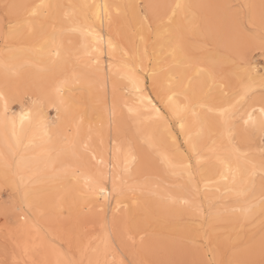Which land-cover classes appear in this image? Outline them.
Wrapping results in <instances>:
<instances>
[{"label":"snow or ice","instance_id":"snow-or-ice-1","mask_svg":"<svg viewBox=\"0 0 264 264\" xmlns=\"http://www.w3.org/2000/svg\"><path fill=\"white\" fill-rule=\"evenodd\" d=\"M93 5H58L48 3L19 4L5 3V17L8 19V35H16L20 29L27 27L29 33H36L38 45L36 50L46 56L55 68L73 66L71 78L57 79L53 89L42 99L32 100L30 107L25 110L26 101L18 94H8L0 92V129H3V140L5 151L0 152V167L3 168L5 175V187L10 188L9 200L3 203L2 214L5 217L4 229L9 234L15 233L23 241L16 243L17 248H22V257L17 258L15 254L11 264H116L115 260H109V245L104 242V249L92 247L91 242L81 249V259L67 261L59 257L61 252H55L56 259H49L47 255H39L44 248V231L38 221L33 216L38 215L43 218L49 227L59 226L60 221L65 219V214H71V207L67 206L64 199L56 192L48 197L34 191L37 173L23 163V157H18V149L21 144V135L29 131L36 130L41 133V140L51 144L54 141L61 145L57 152V158L51 162L42 172L55 173L57 167L62 164L59 160L61 155H68L74 162L69 168L64 169V174L70 175L75 183V190L84 202L89 201L93 196L105 195L104 183L108 177L104 157L99 159L93 147V125L88 124L87 135L82 134L84 127V115L81 105L72 95V83L79 82V77L75 72V65L84 64L100 70V58L104 55V41L98 36L94 27L95 19L104 20L107 18L109 24L114 22L109 8L115 10V17L128 18V12H122V8H140L139 5H112L103 6L104 15L99 12L91 16L89 10ZM99 9V5L95 6ZM170 7L171 16L167 21L158 15L151 14L141 9L134 13L139 17L140 40L145 41L143 31L156 35L159 39L169 32L172 19L178 9L186 6L182 4L169 6L148 5L145 8ZM65 9L62 18L58 16L56 10ZM70 9V10H69ZM67 25V27H66ZM264 26V19H262ZM255 20L249 19L248 31L253 33ZM68 33H78L80 36L79 46L71 41L65 44L64 38ZM261 52H264V35L260 38L259 44ZM109 57L115 58L116 45L109 40L107 43ZM121 61L123 67L128 68V61L140 59L143 69V58L148 57L147 47L143 57L137 53L135 56L129 51L121 49ZM174 61L167 68L159 71L153 70V84L157 88L158 95L164 99L165 106L170 113L171 120L178 124L181 133L184 135V143L188 146L187 152L181 154V158L173 163L167 149L158 144L151 136L144 139V143L156 153L161 162L169 168L173 175L187 176L189 183L197 193L200 192L196 176H204V164L211 163L212 168L218 174L219 179L205 183V190H208L209 183L217 185L223 184V191L216 187V192L223 197H235L238 202L242 201L240 207L230 210L225 207V211L240 213L234 217L233 222L239 223L241 228L247 224H252L257 218L260 221V251L264 255V73H259L260 93L257 94L253 87V69L244 68L240 71L225 73L223 65L215 60H208L195 65L193 74V64L191 59L184 52V49L177 44L168 53ZM182 57V59H178ZM166 58V57H165ZM150 63L151 59L149 58ZM157 65L161 63L156 61ZM246 64V59L241 61ZM239 67V66H237ZM121 71L120 68L117 69ZM165 73V80H160V73ZM127 79L137 93L140 92L139 80L136 77L135 68H130L122 76ZM30 99V97H29ZM141 97L140 105H125L127 107L128 119L139 129L143 124L140 117L143 115L141 107H145ZM19 103L21 111L19 114H9L10 104ZM152 104L151 100L147 101ZM45 106L54 107L58 113L63 110L66 122L62 127L50 126L46 119L47 113ZM117 101L114 97L112 115L109 120L110 129L115 125L117 135L121 130V124L116 121ZM106 111V110H105ZM150 112H156L159 117V109L152 105ZM151 119V117H147ZM170 122V121H169ZM11 129V135L8 130ZM170 131V130H169ZM259 134L260 147L258 152L255 148V136ZM100 145L104 144L103 124L95 132ZM34 143L33 138L25 145V148ZM166 143V140H165ZM175 143V140H172ZM112 193L117 197H124L131 194L133 204H137L135 199L137 191L143 192L147 185V180L143 184L130 183L131 161L135 160L134 147L128 142L127 149L123 142L117 143L112 140ZM124 153V164L121 167L119 162L120 154ZM92 162H95L94 164ZM194 162V163H193ZM9 175L11 184H8ZM83 181L81 184L80 181ZM258 181V182H257ZM183 187V186H180ZM158 197L157 210L166 214L183 215L185 213L193 217L199 239L192 243L200 248L210 251L212 238L217 224L220 222L219 214L209 213L204 215L200 206L194 201L182 196L167 192L165 194L153 193ZM230 201H225V205ZM119 204V201H118ZM127 208L128 206L125 205ZM14 214L16 221L9 223L10 216ZM119 227L128 235L132 242V247L136 251V235L140 230L141 221L135 214L126 213L120 220ZM144 237H140L143 244ZM251 254L252 247L248 246L244 250ZM91 252V255L88 253ZM0 264H9L6 260H0ZM120 264H125L121 261ZM136 264H179L177 261H152L140 259ZM209 264H254L248 258H234L227 262L210 261Z\"/></svg>","mask_w":264,"mask_h":264},{"label":"rangeland","instance_id":"rangeland-1","mask_svg":"<svg viewBox=\"0 0 264 264\" xmlns=\"http://www.w3.org/2000/svg\"><path fill=\"white\" fill-rule=\"evenodd\" d=\"M14 2L15 0H0V58L6 55V51L8 49L12 47H25L29 43V39L26 38V35H22L20 36V38H15L13 37V35H8V19L5 17V10L3 9V5L5 3ZM155 2H158V0H133L132 5H139L140 8H134L132 10L128 8H122V12H128V18L127 20H125L123 17H114L112 29L116 38L120 42H122L131 53H138L139 56L143 57L145 47H147L148 57L143 58L144 66L150 67L155 64L157 65L156 61L160 60L161 63L157 66H160L161 68H167L170 65L168 63V52L163 50L161 46L157 45L156 36L154 34L150 35L147 32V28H145L143 31L145 41L140 40L139 17L134 16V13L140 11L141 9L148 11L150 15L153 13L159 15V7H157L158 9H156V7L145 8V6L148 5L159 6V2L157 3V5ZM117 3L122 6L130 5L128 0H117ZM223 7L226 9H224ZM191 8L192 15L190 13H187L185 17H177L175 15L172 21H174L175 19H179L184 24L191 20L193 22L190 30L187 28H183L180 34V37H183H181V39L184 41L185 47L188 48H185V53L191 59L192 63L200 62L204 59L206 60L209 55H216L218 57L214 56L215 61H220L225 69L226 74H230L233 71H240L242 74H244V68H248L250 63L257 64V75L259 73H264V52H261L259 47L260 38L262 35H264V26H262L264 12H259L258 14L256 13L257 19H254L256 27L254 29V32L250 34L247 30L249 19H253L251 16L250 0H194ZM231 32L233 34L235 33V35H233ZM241 34L243 35L241 36ZM65 38L68 40L72 38V35L66 34ZM228 40L231 42H229ZM149 58L151 59V63ZM244 59H246L247 61L246 64L241 63V61ZM135 61L141 64L140 59H135ZM70 66H67V69L70 68ZM66 71L64 74L69 75V72ZM162 74L163 73L161 72L159 76H161ZM90 75V73H87V80H90V85H88L90 86L89 89L78 90L80 85L79 83L77 84V82L74 83L75 85H72V95L77 101H79L81 110L83 111L85 119L84 125H86L84 127V131H87L88 124L89 122H91L93 125L92 134L94 135L99 126L103 124L104 136L106 135L108 139L114 138L117 141H122L125 144L131 142L134 150L139 152L143 157L144 164V171L141 173L139 179H136V182L145 180H149L152 182L154 180L152 182L154 183V185L147 188L144 187L142 193L140 191H137L135 196V199L138 202L137 204L134 205L133 203H128L127 208L123 206L116 211L111 210L110 208H99L95 204L88 205L86 202H82L79 196L69 195V197H65L66 199H69L64 202L67 206L71 207L72 211L70 215L66 213V218L60 221L62 229L59 226H53L50 228L46 221L38 215L35 216L37 221L42 225L44 224L45 227L47 226L49 229L57 233L65 240L68 239L69 242L73 243L78 239L85 238L88 235H99L100 231L102 230L103 223L108 221L110 218L114 219L116 220L118 226L120 244H122L121 246L124 251H126L125 253L129 259V261L126 259L127 264H136V261L140 259L152 261H177L179 262V264H209L210 261L227 262L234 258L242 257L253 260L254 264H264V255H262L260 251L261 228L259 218L253 221L252 224H247L244 228H236L235 232L233 231L234 233L230 231V229L224 223L219 222L213 234L214 238H212V244L209 246L211 250L206 252L205 249L200 248L192 243L193 240L199 239V230L193 223V217L191 215L187 213L180 215L179 217L174 215H167L164 213H160V211H158L155 206L153 207L149 203L154 199L150 194L153 188H159L171 192L177 186H183L186 183L185 178L182 175H171L167 172L166 167L163 163H161L159 156H156V153L151 151L148 145L144 143V141L140 138L139 134H136V125H134L128 119L127 112L123 111V118L119 135H116V130L110 129V126L106 124L105 121H103L104 119L102 117V99L103 95H105V92L100 86H97V80L95 76ZM148 84L149 82L148 80H146V85ZM118 86L122 88L126 87L127 85L126 83L118 79ZM99 89L100 91L102 90V93L99 91ZM254 90L257 94L260 93V82H258L254 86ZM28 93L29 92L27 90V94L25 93L21 95V98L26 101V104L31 101V96ZM11 105L13 110L19 107V103ZM48 112V115L50 117H54L53 108ZM94 129L96 130L94 131ZM173 129L175 130V128ZM178 134L179 133L176 132L177 140H175V145V143H172V139H169L166 134L162 133V136L164 137L163 139L165 147L166 149H169V151H167L171 155H176L177 148H181L184 151L186 150L184 140L182 139V136ZM259 147L260 138L259 134H257L255 136V148L257 152ZM4 180L5 178L3 176H0V260H6L9 262V264H11L9 255L11 254V251L13 249V241L18 238V236L15 233L9 234V232L6 231L3 227L5 224V217L2 214V207L3 203L9 200L11 191L10 188L5 187ZM71 182L73 183V179L69 180L70 184H72ZM129 182L136 183L134 179L132 180L130 178ZM59 185L60 186H58V188L63 189L64 185ZM62 194L64 193L62 192ZM62 194H60V196ZM204 194L205 190H200L199 194L197 195V204L200 206L205 216L209 214L210 208L225 209V207H229L232 205L240 206L243 203L241 201L239 203L237 199L232 196L225 198H223V196H219L212 200L210 203H206V200L203 198ZM130 197H132L131 194H127L125 196V199L129 200ZM201 198L203 199V201H201ZM220 200L222 203L220 202ZM226 200L230 201V203H228L227 205H225ZM72 204L75 207L72 206ZM143 205L145 207L142 209ZM126 213L135 214L136 217L141 221L140 230L135 237L136 249L140 251H136L133 249L132 242L128 239L127 233H125L119 227L118 222L122 220ZM15 221L16 216L12 214L9 218V223L14 224ZM232 233L235 236H233ZM141 236L144 237L143 244H141L140 241ZM63 244L64 242H61L62 246ZM248 246L252 247L251 254H248L244 251Z\"/></svg>","mask_w":264,"mask_h":264},{"label":"bare ground","instance_id":"bare-ground-1","mask_svg":"<svg viewBox=\"0 0 264 264\" xmlns=\"http://www.w3.org/2000/svg\"><path fill=\"white\" fill-rule=\"evenodd\" d=\"M128 1H129L130 5H132L133 0H128ZM41 2L48 3V4L65 5V6L82 5V4L93 5V7L89 10L90 16L93 13H97V12H99V14L101 16H103L104 15L103 6L105 4H107L109 6L120 5L117 3V0H30V1H28V0H15L14 3L37 4V3H41ZM158 2H155V3H156V5L158 3L159 6H169V5H176V4L185 5L186 6L185 8L178 9L176 11L177 17H181V16L185 17V15L187 13H190V14L192 13L191 6L194 3V0H158ZM96 5L100 6L99 9H97L95 7ZM222 6H223V3H222ZM159 8L160 9H158L156 7V9L160 10L159 15L162 16L167 21L168 17L171 16L172 9L170 7H159ZM250 8H251L252 18L257 19L256 13L258 14L259 12H264V0H250ZM224 9H226V8H224ZM64 10L65 9L56 10L59 17L62 18ZM130 10H132V9H130ZM109 11L111 12L112 16L115 17V10L110 7ZM221 11H222V9H221ZM191 18H193V17H191ZM92 19L94 20V27H95L96 33L104 41V46H103L104 55L100 58V70L99 71H97L94 67H88L84 64L75 65L74 70H75L77 76L79 77V82H77V84L79 83V85H80L79 86L80 89L78 88V90L89 89L90 86H88V85H90V83H89L90 80H87V73H90L92 76L93 75L95 76V78L97 80V83L96 82L95 83L97 84V86H100L103 89V91L105 92V95H103V99H102V117L104 119L103 121H105V123L108 125H109V120H110L111 115H112V107H113L114 97H115L117 104H118L116 121L119 122L120 124H121L122 118H123V111L127 112V107L125 105L126 104L127 105H140L141 97H144V98H146L144 100L145 107H141V112L143 113V115L140 117V120L143 121V124H141L139 126V129L137 126L135 127L136 132H137L136 134H139L140 138L143 141L145 138L151 136L155 139V141L158 144H161L162 147H165L164 139H163L164 137L162 136V133L166 134V136L169 139L177 140L176 139V132H177L182 136V139L184 140V135L181 133L178 124H176L175 121L171 120L170 113L168 112V109L165 106L164 99L161 98V95H158L159 90L157 88H155L154 84H153L154 78L152 76V72H153V70L159 71L161 69V67L157 66L155 64V65L150 66V67L144 66L142 69L141 64L139 62L135 61V59H132V60H129L127 62L128 68H124L123 62L121 61V56H122L121 49H123L125 51H128V49L114 35L113 29H112V24L108 23L106 17L104 18L103 21L100 19H95L94 16H92ZM221 19H222V17H221ZM192 24H193L192 20L187 22L186 24H184L179 19H175L174 21H172V23L170 25V30H169V32H167L168 35L165 33L159 39L156 37L157 45L161 46L163 48V50H165L169 53L171 51L172 47L179 44L184 49V52H186L185 48H187V47H185V43L181 39L182 36L180 37V34H181V31L183 28H187L190 30ZM66 27H67V25H66ZM221 27H223V26H221ZM215 30H216V28H215ZM217 30H218V28H217ZM226 31H227V29H226ZM68 34H71L72 38H70L68 40L66 38H64L65 44L68 45L69 42L71 41L72 43H74L78 47L79 41H80L79 34L78 33H68ZM22 35H26V38L29 39L28 45L25 47H12L6 51V55L4 57L0 58V92H6L10 95L11 94H18L21 96L22 94H25V93L27 94V90H28V92H29L28 94H30V96H31V101L29 103L25 104V110H27V108L31 106L32 100L42 99L48 92H50L53 89V86H54L57 79H64L66 76L68 78H71L72 74H73V66L69 65L70 68H68V69H67V67H64V68L58 67V68L54 69L50 63V60L46 56H44L41 52L36 50L37 45H38L37 34L36 33L30 34L27 27H23L20 29V32L16 35H13V37L20 38V36H22ZM233 35H235V33ZM242 35L243 34H241V36ZM9 39H11V38H9ZM109 40H111L116 45V52L114 54L115 58L109 57V55H108L107 43ZM67 41H68V43H67ZM121 41H122V39H121ZM229 42H231V41H229ZM18 43H19V41H18ZM18 43H17V45H18ZM229 46H230V44H229ZM200 47H199V49H200ZM229 49H231V48H229ZM131 54H133L134 56L136 55V53H131ZM214 56H216V55H214ZM214 56L209 55L206 58V60L204 59L200 62H193L192 63L193 64V69H192L193 74L195 72V65L196 64L201 63V62L206 63L208 60H215ZM216 57H218V56H216ZM168 58H169L168 63L173 64L174 61H173L172 57L169 55ZM178 59H182V57L178 56ZM217 59H219V58H217ZM118 68L121 69L120 72L117 71ZM130 68H135L136 77L139 80V88H140L139 93H137L135 91V89L132 87V85L128 82L127 79H122V76ZM248 68L254 70V72L252 73V75H253V81L252 82H253V87H254L258 82H260L259 77L257 75V71H258L257 64L256 63H250ZM66 69H67V71H66ZM65 71L69 72V75L68 74L65 75L64 74ZM165 76H166V74L163 73L158 78L163 81V80H165ZM89 79H90V77H89ZM118 79L120 81L126 83L127 86L120 88L118 86ZM146 80H148V82H149L148 85H146ZM74 83H75V81L72 83V85ZM91 83H93V82H91ZM72 85H71V88H72ZM95 88H96V86H95ZM72 91H73V89H72ZM99 91H100V89H99ZM148 100H151L152 104H148L147 103ZM152 105H155L156 108L159 109V117H157L156 112L148 111V109H151ZM2 107H3L2 103H0V111H2ZM52 108L54 109V114H53L54 117H52V116L50 117L48 115V113H49L48 111H50V109H52ZM44 110L47 113L46 119L50 122V126L62 127L64 125V123L66 122V117H65V114L63 113V110L59 113V117H60L59 119L57 118L58 113L54 107L45 106ZM20 111H21V105L20 104H19V107L16 108L15 110H13L12 105L10 104V106H9V114L10 115L12 113L19 114ZM99 112H100V110H99ZM127 114H128V112H127ZM99 116H101V115H99ZM147 117H151V119H148ZM85 126L86 125H84V127ZM84 127L82 129V134H84L86 136L87 133H84V132H87V131H84ZM173 128H175L176 131ZM111 129L116 130L115 125H113L111 127ZM95 130L96 129H94V131ZM127 134H128V132H127ZM8 135L9 136L11 135V129L8 130ZM33 135H34V143L31 146L25 148V145L29 143V140L33 138ZM166 136H165V138H166ZM40 137H41V133H39L36 130L29 131L27 134H22L20 137L21 144H20V147L18 149V157H17V159H20V157L22 156L23 157V163L37 173L34 191L38 194H44L48 197L53 196L56 192H59V194H62V192H63L64 194H62L61 197L64 199L65 202H66V200L69 199V198L66 199L65 197H69V195L78 196V194L75 190L76 186H75L74 181H73V183L71 182L72 184L69 183V180L72 179L70 172L67 176H65V174H64V169L69 168V166H71L74 163L70 156L61 155L59 157V160L62 161V164L57 167V171L55 173H49V172H42L41 171V170L45 169L47 165L50 164L51 159L57 158V152L60 150L61 145L59 144V142H56V141H54L51 144L44 143ZM113 139L114 138L108 139L105 135L104 136V144H103V146H101L99 139L96 138L95 134L93 135V147L95 149V154L97 155L98 159L101 156L104 157L105 165H106V171L108 172V177L104 183L105 193L108 194V197L106 199L105 195H100L98 197L93 196L86 203L88 205L95 204L99 208L100 207H103V209H106V208L109 209L110 208L111 210L116 211V210L122 208L123 206L127 205L128 203H133L134 198L130 197L129 200H126L125 196L124 197H117L115 194L112 193V175H111L112 167L111 166L113 164V159H112V152H113L112 140ZM121 142L122 141H117L118 144ZM123 144H124V148L127 149L128 144H125V143H123ZM175 145H176V143H175ZM187 147L188 146L185 144V148H186L185 151L186 152H187ZM5 150L6 149H5L4 140H3V129H0V152H4ZM167 150L169 151V149H167ZM185 151L182 150L181 148H177L176 149V155H171L169 152H168V154H169L170 159L173 161V163H175L176 161H178L181 158L182 153H186ZM49 153H51V159H50ZM134 155H135L136 159L131 161V176L129 178L132 180L134 179L136 182L137 181L136 179H139L141 173L144 171V167H143L144 164H143V157L141 156V154L139 152L134 150ZM156 156H158V155H156ZM159 159H160V157H159ZM160 161H161V159H160ZM119 162L121 164V167H123L124 153L120 154ZM92 163L94 164L95 162H92ZM164 166L166 167L165 164H164ZM166 170L169 174L173 175L168 167H166ZM0 176H3L5 178L4 171H3L2 167H0ZM184 178H185L186 183L183 185V187L177 186L173 191H171V193L182 196V197L189 199L191 201H194V203L197 204V202H198L197 193L194 191V189L192 188V185L189 183L188 177L184 176ZM11 179L12 178L9 175L8 184H11ZM218 179H219V176L215 172V169L212 168V165L210 162L204 164V176L203 177L200 175L196 176V181H198V187L200 190H205V183H208L209 181L214 182ZM164 180H165V178H164ZM138 182L139 183L142 182L140 184H143L145 181H138ZM138 182H136V183H138ZM152 182L147 180V185L145 186V188H147L149 186L150 187L153 186L154 183H152ZM80 183L82 184L83 181L81 180ZM59 184L64 185V187L62 186L63 189L58 188V186H60ZM157 184H159V183H157ZM216 187H220L221 191H223V184L222 183L220 185H217L215 183H209L208 190H205V194L203 196V198L206 200V203H208V202L210 203L215 198L222 196L221 193L216 192V190H215ZM167 192H170V191H165V190H162L159 188H153L151 190L150 194L153 196L154 201L152 200L149 203L153 207L155 206V208H157L158 197L156 195H154L153 193L165 194ZM202 195H201V197H202ZM223 198H225V197H223ZM118 201H119V204H118ZM201 201H203V199ZM82 202H84V201L82 200ZM220 202H221V200H220ZM72 206H74V205L72 204ZM240 206L232 205V206H229L227 208L230 210L233 207H240ZM144 207L145 206L143 205L142 209ZM204 207H205V205H204ZM210 212L214 213V214H219L220 222L224 223L230 229V231L235 232L236 228L240 227L239 223L233 222L234 217H238L240 215V213H238V212L237 213H231V211L226 212L225 209H220V208H210ZM160 213H163V212H160ZM164 214H166V213H164ZM167 215L173 216V214H167ZM35 216H33V219L37 221ZM174 216H178V215H174ZM38 219H41V218H38ZM39 224H40L42 230L44 231L45 239L43 241L44 248L41 250V253L37 254V258H39V255H47L49 259L54 260L57 258V256L55 255V252H61V253H63V255L59 257L61 260H67V261L79 260V259H81V249L85 245L89 244V242H91L93 248L99 247L101 249V251H103L104 242L106 240L108 245H109V249H108L109 253H110L108 255L109 260H115L116 264H120L121 261H124L125 264H127V260L129 261V259L125 253L126 251H124V249L121 246L122 244H120L118 226H117L116 220H114V219L110 218L108 221L103 223L102 230L100 231L99 235H97V236H95V235L94 236H92V235L86 236L85 235L86 236L85 238L78 239L77 241H75L73 243L69 242L68 239H67L68 241L65 240L64 238L59 236L57 233H55L54 231L49 229L47 226L45 227L44 224L43 225L41 223H39ZM233 233H232V235H233ZM233 236H235V235H233ZM18 241L21 244L23 243V241L20 237L16 238L13 241V249L14 250L12 249L11 254L9 255L11 261L13 259L14 254L17 258H21L23 255L22 254V248L16 247V243ZM61 242H64L63 246L61 245ZM88 255H91V252H89ZM242 258H244V257H242ZM130 264H132V263H130Z\"/></svg>","mask_w":264,"mask_h":264}]
</instances>
